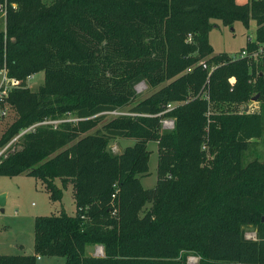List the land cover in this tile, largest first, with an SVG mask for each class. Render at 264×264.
<instances>
[{"label":"trees","instance_id":"1","mask_svg":"<svg viewBox=\"0 0 264 264\" xmlns=\"http://www.w3.org/2000/svg\"><path fill=\"white\" fill-rule=\"evenodd\" d=\"M211 20H253L264 40V0H5L0 69L23 87L6 97L0 145L21 134L0 155V175L38 179L51 201L70 185L74 211L35 216L33 252L1 254L0 264H185L189 254L196 264H264V157L242 162L262 135L264 80L252 86L243 60L212 53ZM37 72L41 84L24 87ZM137 80L159 87L139 100ZM253 90L257 112L222 109ZM126 106L133 115L85 132ZM120 137L134 141L110 152ZM147 141L156 180L143 188ZM95 245L101 255L85 254Z\"/></svg>","mask_w":264,"mask_h":264},{"label":"rangeland","instance_id":"2","mask_svg":"<svg viewBox=\"0 0 264 264\" xmlns=\"http://www.w3.org/2000/svg\"><path fill=\"white\" fill-rule=\"evenodd\" d=\"M49 1V0H45ZM243 2L244 0H237ZM256 25L253 20H249L248 26L244 27L240 22L235 21L230 26L223 25L219 20H211V27L207 33V41L213 54L224 53L226 55L236 54L244 46L246 37H254ZM0 29H3V21L0 17ZM42 72L33 74V77L27 82L29 90H35L42 82ZM254 85V83L249 82ZM156 87H148L143 81L137 80L133 84V89L137 99H142L154 91ZM255 94L254 90L250 97ZM249 98L245 102L224 103L222 109L226 112H243L247 106ZM260 100L252 101L246 113L257 112L260 107ZM123 107L118 111L103 112L98 122L89 123L85 129L87 133H93L95 130H102V126L109 124L121 116L131 115ZM264 115V111H263ZM87 119H91L87 118ZM12 114L6 113L0 118V134L3 129L11 122ZM53 124V123H52ZM21 132L12 137L10 145L15 141ZM8 141V142H9ZM133 138L120 137L112 138L107 143V149L112 153H118L124 147L132 145ZM6 144V143H5ZM4 144V145H5ZM4 145H0L2 148ZM17 145H12L16 147ZM146 149L149 151L147 166V175L138 177L143 188L153 187L156 180V143L147 141ZM264 157V122L262 135L256 141H253L249 149L243 154L242 162ZM56 185H59L55 180ZM0 194H4V204L0 211V255L1 254H30L32 249V224L35 216L57 215L60 211L66 214H72L74 203L71 194V187L67 185L62 189V196L59 201H51L48 193L44 190L42 183L29 175L18 174L15 176L0 175ZM246 233V234H245ZM245 235L251 234L250 229L245 230ZM85 254H93V246L85 247ZM198 257L189 254L185 257V264H196ZM35 264H65L64 258L56 256H42L35 261Z\"/></svg>","mask_w":264,"mask_h":264},{"label":"built area","instance_id":"3","mask_svg":"<svg viewBox=\"0 0 264 264\" xmlns=\"http://www.w3.org/2000/svg\"><path fill=\"white\" fill-rule=\"evenodd\" d=\"M13 6V5H12ZM5 14V0L0 2V17L3 20ZM247 45L245 44L241 47L236 54L227 55L228 60H243L246 68L247 73L249 74V82H256V80H264V40H254V37L248 36ZM202 68H208L206 64L202 63ZM215 65H210L208 68V72L212 70ZM33 77V74H29L24 78V87H27V82ZM229 85L231 86L234 82L232 76L227 78ZM23 87L21 86V82L14 78L8 77L6 75L5 68L0 69V118L5 116L8 110V106L6 103V97L8 93L15 89ZM250 101L248 102L247 106L243 109V112H247L249 108ZM174 103H167L165 109L166 111L172 107ZM246 109V110H245ZM134 113H131L133 115ZM160 124L162 129H171L173 126V120L171 118H162L160 120ZM32 126L28 127L27 129L31 128ZM17 138V137H16ZM15 138V139H16ZM11 141L7 142L2 148H0V155L9 147ZM246 234V233H245ZM246 238H254L253 233L245 235ZM102 248L99 245L93 246V255H101Z\"/></svg>","mask_w":264,"mask_h":264},{"label":"water","instance_id":"4","mask_svg":"<svg viewBox=\"0 0 264 264\" xmlns=\"http://www.w3.org/2000/svg\"><path fill=\"white\" fill-rule=\"evenodd\" d=\"M258 99V94H254L250 97V101H256ZM246 110V109H245ZM4 204V194H0V211L2 210V205Z\"/></svg>","mask_w":264,"mask_h":264},{"label":"crops","instance_id":"5","mask_svg":"<svg viewBox=\"0 0 264 264\" xmlns=\"http://www.w3.org/2000/svg\"><path fill=\"white\" fill-rule=\"evenodd\" d=\"M3 21V20H2ZM74 211V210H73ZM73 213V212H72ZM31 254V253H30ZM40 257H36V260L39 259Z\"/></svg>","mask_w":264,"mask_h":264}]
</instances>
